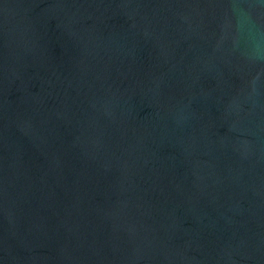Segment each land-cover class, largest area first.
<instances>
[{"label":"water","instance_id":"1","mask_svg":"<svg viewBox=\"0 0 264 264\" xmlns=\"http://www.w3.org/2000/svg\"><path fill=\"white\" fill-rule=\"evenodd\" d=\"M0 264H264V0H0Z\"/></svg>","mask_w":264,"mask_h":264}]
</instances>
